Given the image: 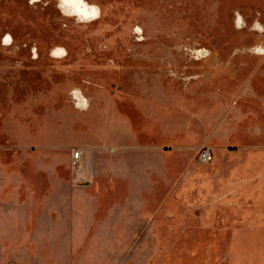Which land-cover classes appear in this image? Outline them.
<instances>
[{
  "label": "rangeland",
  "instance_id": "1",
  "mask_svg": "<svg viewBox=\"0 0 264 264\" xmlns=\"http://www.w3.org/2000/svg\"><path fill=\"white\" fill-rule=\"evenodd\" d=\"M87 2L100 5L101 18L76 24L61 15L57 0L34 8L28 0H0V39L5 32L14 38L10 47L0 44V189L42 184L53 171L79 173L84 163L73 158L76 148L109 134L110 170L169 172L165 201L171 198L168 204L185 215L197 213L186 238L163 248L164 264H236L241 254L249 257L241 264H253L256 248L264 255V227L254 226L248 210L254 171H264V56L245 49L264 43V34L249 30L256 19L264 25V0ZM237 9L247 23L239 31ZM57 46L66 57L49 55ZM200 50L209 55L197 59ZM73 88L82 90L90 110L75 107ZM129 127L136 138L131 147L124 138ZM205 146L213 157H241L247 172L241 183L251 182L241 188V203L231 186L235 163L216 170L199 163ZM207 188L227 207L224 228L205 216L220 213L203 215ZM236 203L246 209L238 217ZM125 246L129 264H155L156 245Z\"/></svg>",
  "mask_w": 264,
  "mask_h": 264
},
{
  "label": "crops",
  "instance_id": "2",
  "mask_svg": "<svg viewBox=\"0 0 264 264\" xmlns=\"http://www.w3.org/2000/svg\"><path fill=\"white\" fill-rule=\"evenodd\" d=\"M129 129L124 138L129 137L131 147L136 138ZM108 135L100 137V144L85 143L76 148L82 154L80 163H84L79 173L53 171L43 177L42 184L10 192L0 189V264H129L124 256L128 251L125 245L136 243L156 245L155 264H164L169 255L164 254L165 245L179 244L186 238L183 233L190 227L194 229L190 221L197 213L185 215L174 203L168 204L171 198L164 199V181L171 173L118 171L114 166L110 170L113 161L106 152ZM116 146L110 148L113 156ZM234 158L214 155L210 166L215 169L223 163H235L230 168L235 176L231 186L236 201L241 203V188H250L251 182L241 183V171L247 173L246 168H241V157ZM253 177L254 202H248V210L254 226L264 227V171H254ZM170 195L174 196L175 191ZM217 196L218 191L207 188L203 215L220 213L221 217L205 216L209 223L219 220L224 228L227 207L213 198ZM241 209L246 210L236 203L234 212L241 213ZM245 258L249 257L236 255V264ZM252 258L253 264H261L264 255L256 248Z\"/></svg>",
  "mask_w": 264,
  "mask_h": 264
},
{
  "label": "clouds",
  "instance_id": "3",
  "mask_svg": "<svg viewBox=\"0 0 264 264\" xmlns=\"http://www.w3.org/2000/svg\"><path fill=\"white\" fill-rule=\"evenodd\" d=\"M41 3V0H28V4L30 7H35L37 4ZM45 7L47 4L44 5ZM56 8L59 10L61 15L66 18H75L76 24H89L93 21H96L101 18L102 15V9L100 5L95 3H88L87 0H57ZM234 27L237 31L242 30L243 28L247 27V23L243 17V15L240 13V11L234 10ZM257 16H259V13H257ZM250 31H256L258 33L264 34V25H262L259 21V19H256L253 21ZM133 33L138 35V39L142 40V32L143 29L139 26H136L133 28ZM0 44H2L4 47H10L14 44V38L11 34V32H5L2 39H0ZM18 47L16 51H18ZM237 52L240 51L239 49L236 50ZM249 54L251 55H258V56H264V43H257L253 45L250 48L245 49ZM201 53L203 56L209 55L207 50H200L196 58L200 59ZM68 54L67 49L57 46L53 48L49 55L52 58H64ZM32 58L38 59L37 50L35 47L32 49ZM18 66L22 67V65L18 62ZM69 95H71L75 100L76 104L75 107L79 110H87L89 108V100L88 98H85L83 95V92L79 88H73Z\"/></svg>",
  "mask_w": 264,
  "mask_h": 264
},
{
  "label": "built area",
  "instance_id": "4",
  "mask_svg": "<svg viewBox=\"0 0 264 264\" xmlns=\"http://www.w3.org/2000/svg\"><path fill=\"white\" fill-rule=\"evenodd\" d=\"M81 152H75L73 158L75 159V161H80L81 160ZM199 163L202 164H209L213 161V153L211 151V149H209L207 146L202 147L199 151Z\"/></svg>",
  "mask_w": 264,
  "mask_h": 264
}]
</instances>
